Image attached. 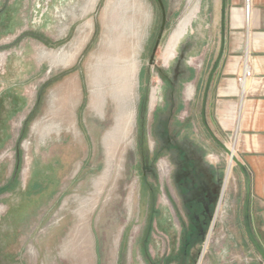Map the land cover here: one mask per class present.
Instances as JSON below:
<instances>
[{"label": "rangeland", "instance_id": "1", "mask_svg": "<svg viewBox=\"0 0 264 264\" xmlns=\"http://www.w3.org/2000/svg\"><path fill=\"white\" fill-rule=\"evenodd\" d=\"M220 8L0 0V264H264L201 121Z\"/></svg>", "mask_w": 264, "mask_h": 264}, {"label": "crops", "instance_id": "2", "mask_svg": "<svg viewBox=\"0 0 264 264\" xmlns=\"http://www.w3.org/2000/svg\"><path fill=\"white\" fill-rule=\"evenodd\" d=\"M225 3L223 54L205 111L249 174L250 225L264 248V0Z\"/></svg>", "mask_w": 264, "mask_h": 264}, {"label": "water", "instance_id": "3", "mask_svg": "<svg viewBox=\"0 0 264 264\" xmlns=\"http://www.w3.org/2000/svg\"><path fill=\"white\" fill-rule=\"evenodd\" d=\"M225 9H226V3L225 0H221V8H220V47L218 51V55L216 60L214 61L212 68L208 74L203 96H202V110H201V119L202 123L207 130L208 134L210 135L211 139L223 149V151L230 157V161L234 162L236 166L243 172L246 182V198H245V206H244V225L247 232V236L259 255L261 256L262 260L264 261V248L259 242L256 240V238L253 235L250 220H249V206H250V178L247 170L245 169L244 165L238 160V158L235 156L233 149L227 148L220 140H218L213 132L208 127L206 121H205V107L208 97V91L210 88L212 77L218 67V64L220 62V59L223 54V47H224V33H225Z\"/></svg>", "mask_w": 264, "mask_h": 264}, {"label": "built area", "instance_id": "4", "mask_svg": "<svg viewBox=\"0 0 264 264\" xmlns=\"http://www.w3.org/2000/svg\"><path fill=\"white\" fill-rule=\"evenodd\" d=\"M248 76H250V73H249V72H246V73L244 74V76H241V77L239 78V81H240V82H243L244 78H246V77H248Z\"/></svg>", "mask_w": 264, "mask_h": 264}, {"label": "bare ground", "instance_id": "5", "mask_svg": "<svg viewBox=\"0 0 264 264\" xmlns=\"http://www.w3.org/2000/svg\"><path fill=\"white\" fill-rule=\"evenodd\" d=\"M229 167H231V161L229 160ZM205 246H206V244H205Z\"/></svg>", "mask_w": 264, "mask_h": 264}, {"label": "flooded vegetation", "instance_id": "6", "mask_svg": "<svg viewBox=\"0 0 264 264\" xmlns=\"http://www.w3.org/2000/svg\"><path fill=\"white\" fill-rule=\"evenodd\" d=\"M202 105V104H201ZM201 110H202V107H201ZM201 121H202V119H201ZM210 136V135H209ZM211 138V137H210ZM214 142V141H213ZM215 143V142H214ZM216 144V143H215ZM217 145V144H216Z\"/></svg>", "mask_w": 264, "mask_h": 264}]
</instances>
